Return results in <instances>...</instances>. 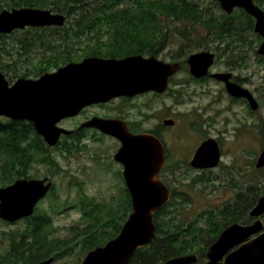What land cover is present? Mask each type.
<instances>
[{"label":"rangeland","instance_id":"374dc122","mask_svg":"<svg viewBox=\"0 0 264 264\" xmlns=\"http://www.w3.org/2000/svg\"><path fill=\"white\" fill-rule=\"evenodd\" d=\"M194 1L201 4V9H204L206 14L215 13L222 17V14L226 13L213 0ZM7 7L9 6H4V9L12 10ZM74 18L75 14L70 16L67 22L69 26L74 22ZM238 21L241 23L240 26L246 29L245 18ZM167 26L175 31L167 48L168 53L180 54L184 51L187 55L185 51L187 48L181 49L182 44L188 46L201 42L198 45L199 49L190 51L187 56L199 50H212L218 53L211 70L233 72L244 81L245 86L255 91L260 104L253 112L255 115L250 116L249 112L252 110L243 102L232 101L219 80L207 77L199 82L191 77L188 69H183L175 75V79L183 82L185 86L181 93L176 94L174 101L168 96L143 95L123 104L124 117L127 120L140 121L144 127L151 126L158 119L178 120L176 126L178 125L180 131L178 133L183 138L171 143L170 157L171 162L176 164L175 188H179L185 195L179 198L180 203L174 201L169 209L177 220L180 217L183 222L195 218L204 209L222 207L225 202L232 200L235 192L229 184H239L243 190L248 186L252 188L257 181L261 185L264 170L257 171L256 168L252 171L251 163L257 161L264 148V60L256 51L258 33L255 31L246 34L251 42L227 46L224 39L216 36L215 25L207 21L202 25L190 26L180 20H170ZM67 34L72 33H63L61 39H56L52 33L29 39L30 52L22 58L15 48L14 57L0 52V65L9 64L7 69L13 76L12 82L21 77H17V74H36L38 69L44 67L39 63V58L46 55L51 46L64 51L73 46L76 39ZM18 35L22 36L24 32ZM40 38L43 40L40 41ZM4 39L7 41V48L10 49L14 42L8 37ZM43 42H46L47 47ZM72 54L74 52H68L66 55ZM239 56H244V59L240 61ZM98 110L101 108H93L89 112ZM74 124L73 119L62 122V126L69 129L73 128ZM208 137L220 138L223 141V144H220L223 153L221 164L213 171H196L189 165V161L195 151L196 142L199 144ZM64 140L72 141L63 137L61 141ZM48 148L54 164L34 161L29 172L31 177L49 176L54 181V188L38 204L37 211H45L52 217L54 228L52 236L58 242V252L62 253L53 264H80L88 253V245L80 236L79 229L94 221L93 218L84 219L82 201L88 196L98 203L117 208L125 195L124 180L122 187L118 167L112 163L118 145L108 137L98 136L93 139L89 136L87 146L77 145L71 153L64 152L56 146ZM180 153L183 155H179ZM124 223L122 222V226ZM23 225V219L12 223L0 220V254L9 249L12 232L22 229ZM107 228L114 230L113 226Z\"/></svg>","mask_w":264,"mask_h":264},{"label":"water","instance_id":"95a60500","mask_svg":"<svg viewBox=\"0 0 264 264\" xmlns=\"http://www.w3.org/2000/svg\"><path fill=\"white\" fill-rule=\"evenodd\" d=\"M217 1L228 13L235 7H241L255 17L254 30L263 38L257 53L264 55V9L254 0ZM65 21L64 14L53 13L50 9H4L0 11V34L27 26L63 25ZM214 61L215 53L211 51L192 53L188 58L190 73L197 78L210 75L223 81L229 94L247 97L251 108L257 110L258 100L249 89L231 80L233 73H210ZM180 69L179 62L129 56L122 60L89 57L46 72L38 79L20 77L13 83L0 70V118L31 121L37 133L53 147L63 134L71 133L59 125L64 118L76 115L86 105L108 101L115 96H134L146 91L162 93L168 88L169 78ZM165 124L172 125L174 120L167 119ZM85 126L97 127L121 140L122 145L114 157L124 166L132 212L120 233L105 245L90 250L80 264H128L139 248L152 242L157 233L154 215L170 199L169 188L158 178L165 162L163 143L150 133L131 132L124 120L122 127L120 121L94 117ZM220 158L217 141L209 138L199 145L191 164L197 168L216 167ZM256 167H264V148L257 158ZM52 187L50 177L18 178L1 186L0 218L15 222L33 215L37 204ZM251 214L255 217L264 214V195L259 197ZM263 229L264 222L260 218L249 225L230 224L210 246L208 261L204 264H264ZM234 247L238 248L225 256ZM197 260V254H184L159 264H191ZM53 262L54 257H50L33 264Z\"/></svg>","mask_w":264,"mask_h":264},{"label":"trees","instance_id":"16d2710c","mask_svg":"<svg viewBox=\"0 0 264 264\" xmlns=\"http://www.w3.org/2000/svg\"><path fill=\"white\" fill-rule=\"evenodd\" d=\"M255 1L264 8V0ZM3 2L4 5H2ZM4 6H9L7 8L10 9L50 7L69 16L75 14L72 24L80 26L78 35L90 32L84 27L123 26V42L133 44L152 42L154 39H148L150 35L163 34L162 26L169 25L170 20H180L190 26L202 25L205 21L214 24L216 36L224 39L227 46L232 44L239 46V44L251 42L246 34L254 31L253 17L244 16L240 12L236 16L224 13L222 17L215 13L206 14L205 10L201 9V4L194 0H0V9H4ZM240 18L248 20L246 29L240 26L241 23L238 21ZM117 32L121 33L122 30L117 29ZM6 37L14 42L10 49L7 48V41L4 39ZM257 38L256 43L259 45L261 41L259 34ZM42 40L40 38V41ZM0 41V52L10 56L14 57V48L18 51L20 58L25 56V51L30 52L31 42L28 39L25 41L20 35L13 37L11 34H0ZM199 43L188 46L182 44L181 49L186 47L185 51L188 55L190 51L199 49ZM66 58L67 56L64 57ZM239 58L242 61L244 56ZM260 58L264 57L260 56ZM8 66L9 64L6 66L1 64L0 69L11 80L13 76L9 74ZM55 66L47 64L43 69L46 71L49 68L45 69V67ZM27 75L28 73L17 74V77ZM69 137L71 134L66 135V139ZM75 146L77 147L72 141L64 140L60 141L56 147L71 153ZM48 147L31 121L0 118V187L11 184L18 178H32L29 172L34 161L54 164ZM263 170L264 168L257 169V171ZM260 182L261 185L257 181L252 188L248 186L244 190L242 187L234 188L236 195L228 204L218 208L204 209L195 218L186 219L183 222L180 217L177 220L172 215L169 207L174 201L180 203L179 198H182L185 193L179 188H171L170 201L155 213L157 234L149 245L137 250L129 264H159L170 258L192 252L199 253L201 258L205 257L206 248L222 230L233 222L245 223L250 220L249 210L257 203L259 197L264 195V179ZM124 193L117 208L98 203L88 196L82 201L84 219H94L85 228L79 229L80 236L88 245V251L106 244L120 232L122 222H125L132 212V199L126 187ZM23 220L22 229L12 232L9 249L0 254V263L33 264L52 256L57 260L62 253L58 252V242L52 236L54 231L52 217L45 211L36 209L33 215ZM109 226H113L114 230H109L107 228Z\"/></svg>","mask_w":264,"mask_h":264},{"label":"flooded vegetation","instance_id":"af4514ba","mask_svg":"<svg viewBox=\"0 0 264 264\" xmlns=\"http://www.w3.org/2000/svg\"><path fill=\"white\" fill-rule=\"evenodd\" d=\"M215 1H214V3L218 4V6H220V8L222 10H224L222 8L221 4L219 3V1H217V0H215ZM255 3L258 4L256 1H255ZM258 5L263 8L262 5H260V4H258ZM44 9H50L53 13L64 14L66 16V23L63 25L52 24V25H43V26H27L24 28L15 29L12 32H10L9 35L11 34L14 37L18 34L17 33L18 31H22V32H24V35H22L21 37L26 41V39L32 40V39H35L37 35L43 36V34L46 35V33H52V34H54V37L56 39H61L63 37V33L66 32V33H72L71 35L67 34V36L73 37L74 39H76V41L75 42L73 41V46H72L73 48L72 47L67 48L66 51H64L63 49H58V48L54 49L51 46L50 49L46 52V55H43L42 57L39 58V63L43 64L44 66L47 64L56 65L55 67H53L55 69H53L51 67L53 70L50 69V70L45 71L43 69L44 67H41L40 69L37 70L38 73H36V74H29L28 73L29 76L27 75V76H21V77L38 79L39 77H41L46 72L56 71L60 67L65 66L71 62L79 63V62H81L84 59L89 58V57H101L104 59H116V60H122L123 58L129 57V56H142L143 58L157 57L159 60H162L165 62H179L181 64V70L188 69L190 72V66L188 63V58L192 53L189 56H187L184 54V51H183L182 53H180L182 55L181 56L180 54H177L176 52L175 53L174 52H172V53L167 52L168 51L167 48L169 47L170 41L172 40L173 36L175 35V31L173 32L172 30H170L169 26H165V25L162 26L163 34L150 35V38H148V39H154L152 42L147 41V42H138L136 44L135 43L133 44L130 42H123V26H119V27L115 26V27H111V28L103 27V26L84 27V28L90 30V32H88L87 34L78 35V31H79L80 26L73 25V24L69 26V24H67V22H69L70 16L67 13L59 12L57 10H53V8H44ZM224 12H226V11H224ZM239 12L242 13L244 16L249 15V16L253 17V20H254L253 29H254L256 19L254 16L249 14L244 8L235 7L231 13L226 12V14L231 16V15H235ZM246 21L248 22L247 19H246ZM156 28H159V27H156ZM117 29H121L122 32L121 33L117 32ZM178 32L181 33L180 30H178ZM1 35H8V34H1ZM260 38H261V41L259 43V46H260L261 42L263 41V38L261 36H260ZM77 39L79 41H77ZM43 44H45V47H47L46 42H43ZM199 51H212V50H199ZM68 52L69 53L74 52V54L67 56L66 54ZM195 52H198V51H195ZM195 52H193V53H195ZM212 52L215 53V61H216L218 53H216L214 51H212ZM24 54L25 55L29 54V52L25 51ZM66 56H67V58L64 59V57H66ZM182 57L185 59H183ZM262 60H264V58H262ZM214 64L210 67V73L223 72V71H212L211 69L214 66ZM46 68H48V67H45V69ZM42 70H44V72L41 73L40 71H42ZM228 72H231V71H228ZM231 73H233V72H231ZM30 75H33V76H30ZM175 75H173L169 78L168 88L166 89V91H164L162 93H159L157 91H146L144 93H139V94H136L134 96L120 95V96L112 97L108 101H104V102L102 101V102L86 105L82 109H80V111L76 115L71 116V117H66L63 120H61L59 125L61 127H64V126H62V122L69 120V119H73L75 121V124H74L73 128H71V129L67 128L70 131H72L70 133L71 137H69L67 139L72 140V142L74 144H76L78 146H82V147L87 146L89 136L92 137L93 139L97 138L98 136L108 137V138L113 139L118 145L117 151L119 150V148L122 145L121 140L118 137H116L115 135L104 133L97 127L85 126V123L90 121L94 117H100L103 119H113L116 122L120 121L122 127H123V120H124L128 123V126H129L131 132H133L135 134L146 132V133H150V134L158 137L161 140V142L163 143L164 154H165V162L162 166L160 173L158 174V178H160L163 181V183L168 188H170V192L172 194L171 188L176 187L175 186L176 164L171 162V157H170L171 149H172L171 143L182 140V138H183V136L178 133V132H180L178 127H177L178 125L176 126L178 120L173 119V118H165L164 120L162 119L163 120L162 121V120L158 119L157 122H155L151 126L144 127L142 122L135 121V120L132 121L131 119L127 120L126 117H124V115H123V104L125 102L135 100L136 98L141 97L143 95L168 96L169 98H171L174 101L175 100L174 97L176 96V94L181 93L183 91V87L185 86V84L183 82L175 79ZM190 75L193 79L198 80L199 82L204 81L207 77L213 78L210 75L200 77V78L195 77L191 73H190ZM231 80L242 85V86H244V87H246L247 89H249V91H251L252 95L258 100L255 91L248 88L247 86H245L244 81H242V79L240 77L236 76L233 73ZM10 82L13 83V82H15V80H13V82H12V80H10ZM219 82H221L222 85L226 89V84L221 80H219ZM226 91H227V89H226ZM229 95H230V98L232 101L243 102L247 106V108L251 109L252 110L251 113L249 112L250 116L255 115L253 113L255 110L251 108V104H250L249 99L247 97H245V96L238 97V96H233L231 94H229ZM93 108H101V110L89 112V110L93 109ZM167 119L174 120V124L166 125L165 120H167ZM64 128H66V127H64ZM248 131H249V127L247 128V132ZM70 134H63L61 136V139L63 137H65V139H66V135H70ZM209 138H213V137H208L206 139H203V140H201V142H199V144L196 142V145L197 144L198 145L197 146L195 145L196 148L194 147L195 151L193 152L192 158L189 161V165L192 168H194L196 171H200V172L213 171L215 168H218L221 164L223 153H222V148H221L220 144H223V141L220 138H218V139L214 138L217 141L219 148H220V152H221L220 162L216 167L197 168L191 164V161H192L199 145L203 141H205ZM193 149H191V150L193 151ZM117 151H116V153H117ZM115 154H114V156H115ZM179 155H183V154L180 153ZM186 156H188V155H186ZM113 159H114V162L112 160V163L118 167V175L121 179L122 187H123V180H124L125 187L127 188L126 181H125L124 175H123V169H124L123 163L117 161L115 159V157H113ZM251 165L253 167L252 171H254L256 169V162L251 163ZM262 168H264V167H262ZM259 169H261V168H259ZM43 177H46V176H43ZM43 177H37V178H43ZM248 181H249V179H248ZM229 187H231V189L233 188L232 190L234 192H236L234 188H240L241 186L240 185L236 186V184H231V185L229 184ZM235 195H236V193H235ZM235 195L232 197V199L235 197ZM170 198H171V196H170ZM230 201H227L224 204L226 205ZM253 207L249 210V214L251 217L250 220L248 222H245V223H241V222H237V223L249 225V224H252L253 222H255L258 218L262 219V221L264 222V214H262L259 217H255L251 214ZM233 223H235V222H233ZM263 231H264V229H263ZM212 243L206 248V250H205L206 255L203 258H201L200 254L196 253V252L187 253V254H197V256H198V260L194 263H191V264H204V263H206L208 261L207 252H208L210 246L212 245ZM237 248L238 247H234V248L230 249L229 251H227L225 256L228 255L229 253L233 252ZM222 260H224V259H222Z\"/></svg>","mask_w":264,"mask_h":264}]
</instances>
